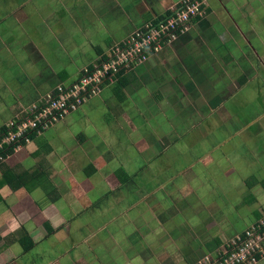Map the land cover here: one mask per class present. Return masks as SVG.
Segmentation results:
<instances>
[{"label": "crops", "instance_id": "obj_1", "mask_svg": "<svg viewBox=\"0 0 264 264\" xmlns=\"http://www.w3.org/2000/svg\"><path fill=\"white\" fill-rule=\"evenodd\" d=\"M0 1L5 3L4 0ZM180 1L67 0V19L71 21L68 26L72 28H67V33L58 35L53 26L54 22L53 25L46 23L39 11L55 14V4L59 5V1L37 2L32 4L23 16H20L22 11L13 14L11 21L5 20L0 24V83L10 87V91H0V98L5 97L4 94L8 92L10 95L9 103L0 100V128L10 121V126L19 124L22 120H17L16 115L21 113V106L39 104L44 99L45 92L55 90L59 84H71L82 76L85 68L102 64L113 45L130 38L148 22L168 13ZM219 1L222 0H207L210 3L207 6L209 14L205 18L195 22L188 32L178 39L169 41L152 52L143 62L127 69L125 76L128 80L121 97L117 92L118 80L115 74V81L108 79L103 84L105 88L91 96L84 106L69 112L65 118L38 134L33 140L29 139L24 145H17L11 154L2 159L0 167L4 165L5 170L15 174L42 170L40 173H45L42 182L48 193L40 185L28 189L21 187L17 191H12L8 185L0 189V264H90L89 261L74 256L77 246L83 241L80 239L83 233L76 234L75 238H72L70 233L87 230L80 228L89 222L94 225L91 230L96 232L100 230L97 225L102 224L93 217L95 211L89 207H81L80 201L88 194L89 198L95 193L99 195L107 185L106 178L116 180L120 185H129L142 177L143 170L147 178H157V187L152 190L155 197L142 201L138 206L143 214L138 221L145 222V226L140 230L147 232L144 236L146 243L149 240L146 238H152L153 234L150 232L157 226L163 225L169 230L167 237L180 246L177 249L179 258L174 260L176 255H173V259L171 256V264H197L207 259H215L224 254L232 241L243 237L250 225L259 221L264 214V202H258L255 206L249 226L244 223L240 228L232 229L231 221L227 217L213 218L222 221L212 226V230L216 232L213 235L211 233V241L203 245L200 242L193 247V253L185 246V252L189 251V256H184V250L181 248L189 234L180 233L179 227H183L187 222L181 221L179 226L175 219H178V214H183L186 208L181 201L182 198L185 201L187 199L186 190L194 188L195 192H199L203 185L200 182L196 186L197 181L193 179L192 172V180H172L171 185L168 180H162L169 171L178 172L179 168L189 165L190 161L185 164L186 155L183 156L182 152H194V148H187L190 145L185 144L187 142L183 136L186 134L189 137L188 143H198L200 130L194 128L188 132L187 128L190 125L196 127L203 118H206V121L202 134L213 135L210 136L211 139L206 140L211 150L219 148L222 142H217V139L226 133L230 136L228 142L237 144L234 145L235 149L244 148L247 152L248 149H264V93L262 91L259 94L258 89L256 90L264 85V0H239V4L233 6H222ZM230 1L234 4L238 0ZM246 1L252 5L249 11L251 16L246 10ZM79 5L82 7L79 14L81 18L77 17ZM6 6L8 7L7 4ZM148 15L149 19L145 20L144 17ZM61 36L69 40L67 44L71 45L69 49L72 55L78 54L82 57L87 52L93 53L98 55V64H83V58L73 56L69 62L74 69L79 67L74 77L70 76L67 69L56 72L54 64L51 65L44 51L54 53L57 45L55 40ZM231 66L236 69V77H233ZM55 74H59L61 79L56 78ZM248 81L253 82L256 88L246 89ZM132 92L139 96L142 93L145 100L147 94L151 96V100L154 94L157 103L155 110L150 109L149 112L154 122L146 121L141 128L134 129L130 118L127 125L132 126L133 132L128 134L121 131L122 125L117 117H126L127 110L131 111L133 106L143 107L133 104L135 101L131 100ZM85 106L86 109L83 108ZM111 106L119 110L118 114L115 111L112 113L109 126L106 113L110 112ZM71 115L73 119H70ZM24 118L27 119L25 116ZM84 121L89 125L85 130L82 127ZM229 122H234V127L230 129L235 130L234 135L229 131ZM148 133L151 135L149 138ZM147 144L150 149L162 146L163 150L170 151L165 161L171 162L172 168L161 164L160 178L155 174L159 168L154 169L147 158L145 160L138 156L136 160H131L139 155L138 152ZM213 144L215 147H212ZM110 145L116 147L120 154L119 157L112 154L115 163L112 167L103 155V151ZM72 147H75V150ZM230 149H227L228 152ZM91 151L96 152L97 156ZM228 152L223 156L226 161H229L226 158ZM35 160L46 163V167L32 164ZM261 160V165L264 166V157ZM194 165L193 163L190 166ZM67 167H73V171L67 173ZM120 169H124L130 176L125 183L119 176ZM135 169H139V173ZM195 171L197 172L196 169L193 170ZM260 176L255 172L254 180L263 184ZM164 182H167L166 185H162ZM171 189H175L174 196L169 195ZM205 195L206 193L202 198H205ZM144 197L148 199L146 193ZM40 198L43 199L39 200ZM228 198L225 195V199ZM45 199L47 200L43 203ZM103 202L100 204H105ZM255 202L253 203L257 204ZM98 205L99 201L96 206ZM211 205L208 204L205 211L213 214ZM258 206L261 208H257ZM199 208H202L201 202ZM116 212L121 215L123 211ZM246 214L244 211V216ZM106 230L108 229L103 228V232L92 238L94 242H91L90 247L96 249L94 253L87 252L92 261L100 256L99 249L109 240H113L116 247L123 246L121 236H126L127 232H124L120 225L113 227V231ZM238 231H241L239 235ZM25 233L29 234L34 242V246L26 253L18 241ZM112 234L113 239H110ZM84 245L87 248L85 242ZM68 247L71 248L70 252ZM19 253L22 254L21 257H18ZM48 253L52 254L53 258L45 263L43 257ZM26 256L30 258L27 262H22ZM260 261L259 264H264V258ZM129 262L131 259L122 264Z\"/></svg>", "mask_w": 264, "mask_h": 264}, {"label": "rangeland", "instance_id": "obj_2", "mask_svg": "<svg viewBox=\"0 0 264 264\" xmlns=\"http://www.w3.org/2000/svg\"><path fill=\"white\" fill-rule=\"evenodd\" d=\"M4 1L5 3L3 1H0V24H3L5 20H6L5 22L11 21L12 20L11 16L15 13L17 14L18 12L22 11L20 13L21 14L20 16H23L24 12H27V10L32 4L35 5L37 2H47V0H35V1L34 0H4ZM54 1L60 2L59 5H57V3L55 4V9H54L55 14L51 12L45 14L43 13L44 11L42 12L41 10L39 12L42 15L43 20L44 19L46 20L45 21L46 23L50 25L52 24V22H54V25L53 24L52 25L57 31V35L63 32L67 33V28H72L68 26L71 21L67 19V16L69 15V12L67 11V0H54ZM202 1H204L207 4V6L208 4H210L209 2H207V0H202ZM219 2H221L222 6H225V5L233 6V5L239 4L238 3L239 0L234 4L230 0H222ZM6 4L8 5V7L6 6ZM251 8H252L251 3L246 1V10L249 12L251 11ZM80 10L82 11L81 5H79L77 8L78 18H81L79 15ZM208 14L209 12L207 13V15ZM249 14H250L249 16H251L250 12ZM45 16L47 17L45 18ZM149 17L150 16L148 15V16H145L144 18L146 20V19H149ZM252 28H254V26H252ZM262 31L264 34V29ZM186 32H188V30ZM258 32L260 33V31ZM64 35L66 36V34ZM120 35H123V34H120ZM67 41H69L67 40V37H63V36L58 37L55 40L57 45H55L56 50L54 51V53L44 51L46 56L49 57V62H51V65L54 64L53 67L55 68L56 72L62 69H67L70 76L74 77L73 75H76V71L79 70V67H77V70H76L74 69L72 64L69 62V59L73 56H75V58H78V59L83 58L84 59V62H82L83 64H86V63L89 64L91 62L96 64L98 62L97 61L98 55L96 56L93 53L87 52L86 55H82V57L81 55H78V54L72 55V52L69 49L71 45L69 43L67 44ZM81 52L82 51H80V53ZM231 68H232L231 70L233 73V77H236L235 67L231 66ZM54 76L56 78L61 79L59 77V74H55ZM246 86H247L245 87L246 89L256 88L254 83L251 81H248ZM104 88H105V85H103V89ZM257 89H258L259 94H261L262 91L264 93V85L259 86L258 88H256V90ZM0 91H3V93L5 91H10V87L6 85L5 83H0ZM51 92L49 93L45 92L43 95L44 99ZM133 92L131 93V100L135 101V103L133 104H138L139 106H143V107L137 108L133 106L132 107L133 109L131 111H129L128 109L126 113L127 115L126 117H128V115L129 117L127 119L126 117H123V116L117 117L118 122L119 123L121 122V125H122L121 131L123 133H128V134H131L133 132L132 126H134V129L141 128L145 124L146 121L154 122V118L150 116L149 112L151 111L150 109L155 110L154 107L156 106L155 104L157 103L155 101L156 98L153 97L154 94L152 95V100L149 94H147V100H145L142 93L139 96L137 93L136 95H134ZM4 95L5 97H1L0 100L1 101L5 100L4 101L5 103H9V98H10L9 92L5 93ZM88 100L89 98L86 101L88 102ZM35 104L37 106L36 105H31L30 107H28V105H26L27 107H25L24 105L23 107L21 106L22 108V110L20 111L21 113L16 115L18 118L17 120L23 121V119H25L24 116L26 117V115H28L30 112L32 113L35 107L41 106V101L39 102V104L38 103H35ZM83 108L86 109V106ZM109 109H110V112L108 114L106 113V122L110 126V119H111L110 117H112L111 116L112 113H114L115 111L118 114L119 109L117 110V107L113 108L112 106ZM130 118L132 119L131 120L133 124L132 126L127 125V120ZM70 119H73V115L70 116ZM205 121H206V118H203L202 121L199 122L196 127H192L190 125V127L187 128L188 132H191L194 128H197L200 130L198 143L196 142L188 143L190 141L189 137L186 136V134L183 136V139L185 140V142H187L185 144L190 145V147H187V148H194V152H188V153L182 152L183 156L186 155L185 158L187 160L184 159L185 164H188V162L190 161L189 165L187 166L185 165V167L179 168L178 172L169 171V173L165 175L162 179V180H168V182L171 185L172 180L173 181L179 180L178 182H181L182 179L183 181L187 179H191L192 177H190V174L192 172L194 174L193 179L197 181L196 186H198L200 182H201V185H203L202 189L200 190L202 194H200V191L195 192L194 188L191 189L190 191L186 190V193H188L187 199L186 201L184 200V198H182L181 200L182 202H184L183 207L184 208L186 207V208L183 210V214L179 213L178 219L177 218L175 219V221L177 220V224L179 223V226H180L181 221L187 222L186 224L183 225V227H179L181 229L180 233L189 234L187 236L188 239L184 241L185 244H183V248H181V250H184L183 251L184 256H187L189 253V251L185 252L186 251L184 248L185 246L188 247L193 253L194 252L193 247H196L200 242H202V245H203V243L206 244L211 241L213 233L216 232L212 230V226L216 222L220 223L222 221V220L217 221L216 219H213V218H216V217L222 218L223 216L227 217L231 221L232 229L240 228L239 226L244 223H247L248 224L247 226H249V224L252 223V219H253L252 211L255 209V206L258 205V202L260 203L264 202V166L261 165L262 163L261 159L264 157V149L261 148L259 149V151L255 149H248V152H247V149H244V148H241V150L235 149L234 145H237V144L229 143L228 140L230 136H229V133L228 134L226 133L221 138L217 139V142L218 141L222 142L219 148L216 146L217 150H211V146L206 144V140L211 139L213 135H210V134L203 135L202 134ZM11 122L12 121L8 122L7 124H5V126H10ZM228 125L231 126V128H229L230 133L234 135L235 130H232V131L230 130L234 127V122H229ZM88 126L89 125L85 123V121L82 123L83 130H85V128ZM153 127L155 128L154 123H153ZM82 132L83 131H81V133ZM150 136L151 135H149L148 133L147 137L149 138ZM200 142L202 143L201 145H200ZM224 144H226L225 147H224ZM213 145L214 146L212 147H215V144ZM161 147L162 146H156L154 149H150V145L147 144L146 146L142 148V150H140V152H138L139 155H137L134 159H131V160L132 161L136 160L138 156H141L142 159L145 158V160L147 158L149 160V163L152 165L154 169L157 167L159 168L155 174L158 178H160V175L162 172L160 171L161 164L166 165L167 168H172L171 162L165 161L167 159L166 158L167 154L170 153V151L163 150V148ZM72 148L73 150H75L74 149L75 147H72ZM229 148L231 149L228 152L227 149ZM226 152L229 153V155L226 157L229 159V161H226L225 158L223 157L226 154ZM91 153H95V156H97L96 152L91 151ZM112 154H115L117 157H119L120 155L119 152L116 150V147H113L112 145H110L108 149H105L103 151L104 157L107 160H109L108 164L110 167L115 165L112 159L113 158ZM208 159L210 160L208 161ZM33 162L34 163L32 164H36V165L41 164L43 167H46L45 166L46 163L39 162L37 160ZM193 163L195 165L190 166ZM195 169L197 170V172L196 171L193 172V170ZM135 170L138 171L139 169H135ZM69 171L72 172L73 167H67V173ZM255 172H258L259 175H261L260 178L263 181V184L257 180H254ZM142 173L143 174L140 179L134 180V182L130 183L129 185H120L118 181L112 180L110 178H106V184L108 186L106 185V187H104V190L102 192H99V195L95 193L91 198H89L88 196L89 194H88V195H85V197L80 201L81 207L82 206L89 207L91 208V210L95 211V213L93 214V217L98 219L100 224L102 225L96 224L97 226H99L100 230L95 232V230H91L94 225L91 222H89L87 225H84L80 228V229H87V230L83 232L81 230H78L79 232L75 231L73 233H70L72 238H75L76 234L82 235L83 233L82 237L80 238L83 241L77 246L76 248L77 253H75L74 256H79L83 261H89L90 264H116V262L118 264H122L123 262H126L129 259H131V262L127 264H171L170 263L171 256L173 259V255H176L174 257V260L175 259L178 260L179 256H178L177 249L180 248V246H178L176 241H172L173 242L172 244V242L170 241L171 239L167 237L169 230H167L163 225L161 226L159 225L156 227L155 230L151 231L150 233L153 234L152 238H146L149 240H147L148 241L147 243L144 242V238H145L144 236L147 232H145V230H142V231L140 230L142 226H145L144 225L145 222L144 220H142V222L138 221L139 217L143 215L140 209H138L139 208L138 206L140 205L142 201L149 200L150 198L155 197L154 195H152L153 194L152 190L157 187L155 185L157 182V178L151 177V176H150L151 178L150 177L147 178L146 175L144 174V170ZM73 175H75V173H73ZM166 183L167 182H164L162 185H166ZM29 187L30 185L27 186V188ZM174 191L175 189L174 190L171 189L169 195L174 196ZM180 192L182 193L183 190H181ZM145 193L148 195L147 197L148 199L144 197ZM205 193H206L205 198H202V195H204ZM225 195L228 196L229 198L225 199ZM142 197L144 198L140 199ZM42 199L40 198L39 200H42ZM46 200L47 199L43 200V203L46 202ZM98 201H99V205L96 206ZM101 202L105 204L101 205L100 204ZM200 202L202 204V208H199L201 209L199 213L198 206ZM253 202L257 204H254ZM214 203L215 205H213ZM47 204H49V202ZM208 204H212L211 206L213 207H210V208H212L211 210H214V211H211V213L213 214H210L209 212L205 211ZM242 207H244L245 210ZM257 208H261V207L258 206ZM116 211H123V212L120 215ZM244 211H245V214L247 213L245 216H244ZM197 212H198V215H197ZM138 213H140L139 216L137 215ZM262 213H264V211ZM89 215H86V217H89ZM188 218H191L190 221H186V219ZM171 224H172V221H171ZM116 225H120L122 230L124 232H127L126 236L124 235L121 236L123 237L121 241V245L123 246L116 247L115 242L113 240H109L108 242L104 243L102 247L99 249V251H101V253L99 254L100 258L97 257L96 260L92 261L90 259V255H88L87 253V252L94 253L93 251L96 249L95 247H90L91 242L93 241L92 238H96V236L99 233L103 232L105 230L104 229L102 231L103 228L108 229L106 231H113V227H115ZM45 228H48V227H45ZM240 230L242 231V229ZM241 231L240 232L238 231L237 234L239 235ZM129 233L130 235H128ZM112 237H113V234L111 235L110 239H113ZM141 240L143 241L141 242ZM84 242L86 243L87 248L85 247ZM68 250H69L68 252H70L71 248L68 247ZM102 252L104 253V255ZM83 253L84 255L81 256V254ZM19 256L21 257L22 254L19 253L18 257ZM29 258H30L29 256H26V259H24V257H22L21 259L22 260L24 259L22 262H27ZM52 258H53V255L48 253L46 257H43V262L46 263ZM148 258H149V261H148ZM215 260H217V257L215 258ZM175 262L177 263V261Z\"/></svg>", "mask_w": 264, "mask_h": 264}, {"label": "built area", "instance_id": "obj_3", "mask_svg": "<svg viewBox=\"0 0 264 264\" xmlns=\"http://www.w3.org/2000/svg\"><path fill=\"white\" fill-rule=\"evenodd\" d=\"M207 4L202 0H181L165 15L138 29L130 38L112 46L102 64L93 71L85 68L80 78L71 84H59L35 107L32 117H27L17 125V131H10L0 140V150L15 142L26 130L38 126V133L48 129L66 117V114L83 105L88 98L103 88L107 80L115 81V74L121 68H133L164 44L178 39L198 20L207 16ZM157 20H159L157 22ZM157 22V23H155ZM12 127V126H8ZM42 130V131H41ZM29 138L26 139V142ZM2 154V153H1ZM0 154V161L3 157ZM223 255L207 259L197 264H256L264 257V214L244 232L243 237L230 243Z\"/></svg>", "mask_w": 264, "mask_h": 264}, {"label": "trees", "instance_id": "obj_4", "mask_svg": "<svg viewBox=\"0 0 264 264\" xmlns=\"http://www.w3.org/2000/svg\"><path fill=\"white\" fill-rule=\"evenodd\" d=\"M208 12H209V10H208ZM170 13H171V10L168 13H166L165 15L170 14ZM165 15L160 16L159 20L164 19ZM159 20H157V22ZM198 20H201V19H198ZM157 22H155V23H157ZM94 69H95V67L93 65H91L89 67L90 71H93ZM127 69H129V68H121L118 72H116L115 78L118 80V84H117L118 90L119 91L121 90L120 92L117 90V92H118V95L120 97H121V92L123 90V87L127 84L128 79L125 76V71ZM26 116L32 117V114H28ZM25 119H23V120L25 121ZM17 125L18 124L13 125L12 127H7V126L1 127L0 128V140L4 136L8 135V133L10 131L16 132L17 131ZM41 128H42L41 126H38L37 128H34L32 130L28 129L15 142H12L8 145H4L5 146V149H4L5 152H2V150H0V154L2 153L1 156L6 157L7 155L11 154L17 145H20V144L24 145L26 143L27 138H29L30 140H33L35 137H37V135L39 134L38 131ZM3 166L4 165H1V167H0V189L4 185H8L12 189V191H17L21 187L27 188V186H29V185H30L29 188H33L32 186L40 185V187L44 189V182H42V181L45 178V175H43L45 173L41 174L40 169H35L31 172L24 171V172H22V174H15V173L11 172L10 170H5ZM119 176H120L122 182H124V183L127 182V179L130 178V176L128 175V173L124 169H120ZM44 191L46 193H48L47 188L44 189ZM0 198H1V195H0ZM18 241L21 244L24 253L28 252L34 246V242L32 241L29 234H27V233H25L22 237L18 238Z\"/></svg>", "mask_w": 264, "mask_h": 264}, {"label": "clouds", "instance_id": "obj_5", "mask_svg": "<svg viewBox=\"0 0 264 264\" xmlns=\"http://www.w3.org/2000/svg\"><path fill=\"white\" fill-rule=\"evenodd\" d=\"M4 158V157H3ZM1 162V161H0ZM262 258H260L257 262H256V264L261 260Z\"/></svg>", "mask_w": 264, "mask_h": 264}]
</instances>
